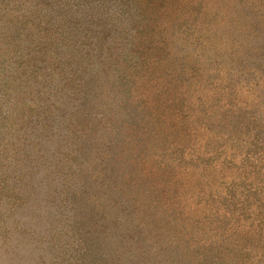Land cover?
I'll return each instance as SVG.
<instances>
[{
    "label": "rangeland",
    "instance_id": "rangeland-1",
    "mask_svg": "<svg viewBox=\"0 0 264 264\" xmlns=\"http://www.w3.org/2000/svg\"><path fill=\"white\" fill-rule=\"evenodd\" d=\"M97 233L264 264V0H0V264H110Z\"/></svg>",
    "mask_w": 264,
    "mask_h": 264
},
{
    "label": "trees",
    "instance_id": "trees-1",
    "mask_svg": "<svg viewBox=\"0 0 264 264\" xmlns=\"http://www.w3.org/2000/svg\"><path fill=\"white\" fill-rule=\"evenodd\" d=\"M59 17H61L62 19H64L66 21L63 14L59 15ZM52 47H55V46H52ZM73 58L74 59H70V60L64 62L63 64L57 65V67L55 69H52V74L48 78L51 80L53 75H55L56 70L59 68H63V67H65V69H66L64 71H67L70 74L77 72L74 70H79V66H80L79 59L76 58V55H74ZM101 61H102L101 64L103 65V60H101ZM86 64L88 65L89 68H91V64H93V63H91L90 60H87ZM50 80L45 78L43 81L49 82ZM6 81H7V83L9 82L7 79H6ZM19 84L20 83H16V80H15V82L12 85V86H14L13 93L16 91L15 86H17ZM98 105H99L98 102H96L93 106H92V104L89 103L88 109L85 112H81V114L83 115L84 120H85L84 125H83V128L85 131L91 132L90 121L92 120L90 117H87L85 115H87L90 111H94L95 109H97V107L101 108V106H102V108H103L105 106V104H102L100 106H98ZM87 174H90V173L87 172ZM96 183L97 182H92V183L87 184L85 186V188L81 187V194L83 195V200L86 203L90 204L92 199L95 202L96 186H97ZM51 200L55 202V199L52 198ZM128 224H129V222H128ZM84 227H85V230H87L88 227L87 226H84ZM79 230H80L79 232L83 236H86L88 233L87 231H83V226H82V230L80 228H79ZM121 249L119 246H117L114 243L112 245V244H107L106 242H104V240L100 238V235L98 233H97L96 237H94V242L92 243V252H93L94 257L103 258V261L109 260L110 264H131L132 262L129 260V258L127 259L125 257L124 252ZM182 262L183 261H181V263Z\"/></svg>",
    "mask_w": 264,
    "mask_h": 264
}]
</instances>
